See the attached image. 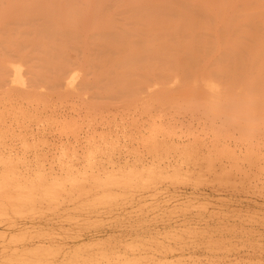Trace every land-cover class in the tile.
Here are the masks:
<instances>
[{
  "label": "rangeland",
  "instance_id": "rangeland-1",
  "mask_svg": "<svg viewBox=\"0 0 264 264\" xmlns=\"http://www.w3.org/2000/svg\"><path fill=\"white\" fill-rule=\"evenodd\" d=\"M119 1L103 7L117 26ZM17 13L0 24V264H264V120L148 96L195 79L224 93L230 78L158 75L127 91L102 75L117 53L102 32L48 64L31 39L41 18Z\"/></svg>",
  "mask_w": 264,
  "mask_h": 264
},
{
  "label": "bare ground",
  "instance_id": "bare-ground-1",
  "mask_svg": "<svg viewBox=\"0 0 264 264\" xmlns=\"http://www.w3.org/2000/svg\"><path fill=\"white\" fill-rule=\"evenodd\" d=\"M107 1L0 0V24L15 12L23 21L39 16L31 39L44 47L48 64H56L55 56L65 51L71 37L102 32L99 45L117 51L107 57L102 75H113L116 86L127 91L134 92V84L147 77L170 76L177 82L179 75L219 72L230 78L224 93L220 85L195 79L191 86L185 83L184 93L165 84L157 90L149 87L150 103L200 105L209 115L232 121L264 120V0H124L116 10L128 24L120 26L113 23L114 12L104 11ZM199 10L207 16L199 17ZM6 31L3 39L11 44L24 39ZM138 34L140 40L134 42ZM202 45L206 50H199ZM237 88L246 96H238Z\"/></svg>",
  "mask_w": 264,
  "mask_h": 264
}]
</instances>
